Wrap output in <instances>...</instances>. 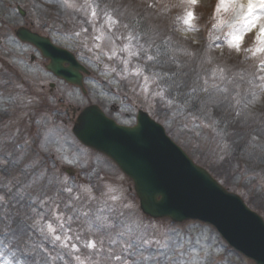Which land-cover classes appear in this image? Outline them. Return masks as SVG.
Wrapping results in <instances>:
<instances>
[{"label": "rangeland", "instance_id": "rangeland-1", "mask_svg": "<svg viewBox=\"0 0 264 264\" xmlns=\"http://www.w3.org/2000/svg\"><path fill=\"white\" fill-rule=\"evenodd\" d=\"M96 2L68 0L76 7H67L64 0H0V160L8 161L6 168L0 169V184L7 180L12 186L14 182L18 187L17 193L28 199V209L24 208L23 214L28 216L26 224L34 233L35 242L32 241L29 249L31 260L39 261L36 249L40 248L45 254L43 264H118L114 257L109 256L110 249L119 254L118 246H110L108 233L97 230L95 225L97 212L108 214L107 205L114 210L119 209L125 216L139 218L144 224L156 225L157 238H162V234L169 229L180 232L182 241H191L183 249L185 255L182 259L186 264H256L228 246L211 224L193 219L174 222L169 218L154 219L144 215L132 180L110 158L85 147L74 136L73 122L70 121L72 113L65 114L68 106L83 108L98 104L112 117L125 123L134 122L139 109L154 118V115L162 117L164 121L161 123L169 135L196 162L206 164L204 167L219 183L239 194L264 217V176L248 171L241 162L230 166V160L229 163L226 161L230 156L226 151L230 150L227 136L231 135L233 122L240 117L234 116L230 120L229 115L225 116L228 127L225 126L224 130V127L220 129L213 125L220 111L211 108L209 116L200 110L201 106L200 111L194 112L186 104H182L184 110H180L177 104L169 105L165 100L169 92L165 86L170 85L164 84L163 75L166 73L157 69L158 62L154 64L147 59L152 56L146 52L151 42L142 40L134 27H130L140 24L139 15L132 16L122 11L124 15L118 20L114 14H121L119 9H114L112 14L102 13L95 8ZM252 2L259 4L264 0ZM247 5L245 0H198L196 4H191L189 0H150L144 9L149 13L144 20L150 27L149 33H154L152 37L159 35L163 26L170 35L172 26L171 36L183 39L185 47L182 50L187 55L189 48H201L202 62L210 73L216 71L217 79L224 82L222 88L227 87L235 93L253 88L255 93L244 103L253 108L256 103L264 104V90L261 88L264 81L260 79L264 76V66L260 62L264 53L253 55L259 46L257 36L260 35L261 24H264V9L256 7L249 16ZM18 7L23 10V16ZM93 10L96 11L95 17ZM188 12L193 13L191 25L183 22ZM256 16L260 19L249 30L247 21ZM24 24L74 53L86 66L90 71L85 74L83 82L86 93L80 87L50 74L43 64L47 63L45 58L31 60V53L36 52L14 33ZM101 34L102 39L97 40L96 37ZM233 34L243 37L240 50L228 43ZM110 40L114 42L116 56L111 55L113 43ZM97 44L100 48L96 47ZM125 45H128V50L120 51ZM143 50L145 52L142 53ZM130 51L140 55L129 56ZM124 60L128 61L127 72L124 71ZM138 66L144 69L140 75L134 71ZM220 70H223L222 74ZM153 73L159 74L156 83H152ZM144 76L149 77L147 82ZM52 81L57 83L54 95L49 94V83ZM146 83L147 90L144 87ZM157 84L165 90L164 98L154 94L160 90ZM59 97L63 101H58ZM252 100L255 102L249 103ZM53 106L63 112L57 119ZM209 107L219 108V105L209 104ZM250 111L253 113V110ZM199 114L205 119L198 118ZM243 118L248 125L253 119L249 114ZM155 119L160 122L159 118ZM252 137L262 141L264 130L252 131ZM33 161L38 162L37 171H45L47 176L54 175L61 180L67 176V183L48 186L47 196L39 188L22 191L31 180V175L35 174L30 173L25 178ZM65 187L73 188V192L63 191ZM57 189H61L58 196ZM0 196L4 197L3 191H0ZM77 196L79 200H76ZM111 196L118 199L113 201ZM69 198L76 208L88 215L64 211V216L71 217V220L66 219L61 231L55 213L49 214L47 209L57 202L61 205L60 210H56L59 212ZM41 199L44 204H41ZM32 208L43 213L44 218L35 216ZM78 215L79 219L76 218ZM36 220L40 223L33 227ZM89 220L93 221L91 229ZM48 223L52 224L54 232L48 231ZM42 226L44 231L40 230ZM56 236L61 239L55 240ZM66 236L68 239H65ZM0 238L4 239L1 235ZM93 243L95 247L90 246ZM7 245L0 240V264H19V258L11 253Z\"/></svg>", "mask_w": 264, "mask_h": 264}, {"label": "water", "instance_id": "water-1", "mask_svg": "<svg viewBox=\"0 0 264 264\" xmlns=\"http://www.w3.org/2000/svg\"><path fill=\"white\" fill-rule=\"evenodd\" d=\"M16 35L50 59L47 68L54 74L82 85L80 70L89 71L73 53L25 27L17 29ZM73 133L85 146L111 158L132 180L143 214L174 222L209 223L233 249L264 264V218L195 163L149 113L140 110L136 124L125 126L98 105H90L79 114Z\"/></svg>", "mask_w": 264, "mask_h": 264}, {"label": "trees", "instance_id": "trees-1", "mask_svg": "<svg viewBox=\"0 0 264 264\" xmlns=\"http://www.w3.org/2000/svg\"><path fill=\"white\" fill-rule=\"evenodd\" d=\"M150 0H97L95 8L102 13L112 14L115 10L119 9L121 14L115 13V18L119 20L122 13H129L132 16H138L140 18V24L130 27H134V30L137 31L136 34L142 37V40L151 42V47L148 52L153 56L152 62L159 63L157 69L164 71L166 75H163L164 84H173V82L178 83L179 92L181 95H177L176 89H169L168 86V96L165 98L166 101L175 98L174 104H177L180 110H184L182 104H186L189 110L196 112L200 111V99L205 98L208 100L209 94H211L212 99L220 101L219 108L210 107L213 110L220 111L219 115L215 117L213 125L216 128L222 129L223 127L226 130L228 124L224 118L228 117L230 120L236 116L237 112H241L240 118L233 122L231 129V135L227 143L229 144V152L226 160L228 163L230 160V166L235 163L241 162L242 165H245L248 171L255 172L264 176V139L262 141H257L256 138L252 137V131L264 130V104L256 103L253 108L245 107V101L247 98H251L253 88H250V91H239L241 93V104L236 105L235 100V91L228 88L227 92H224L221 86L224 83H221L216 76H213L210 73L209 68L205 67L206 65L202 62L201 59V48H189L188 55L183 52L182 40L180 37L171 36L172 26L170 35L165 31L164 26L161 27V33L155 37L154 33L150 32V27L147 25V22L144 20L145 16L149 13L144 9L147 8V4ZM135 2V3H134ZM116 3V4H115ZM147 6V7H146ZM125 7V8H123ZM121 8V9H120ZM115 9V10H114ZM149 16V15H148ZM135 22V21H134ZM164 31V32H163ZM145 50L142 51V53ZM182 73L179 75V73ZM185 72V73H184ZM187 74V76H186ZM217 75V74H216ZM231 78V75H227ZM204 80L208 81V85H204ZM213 84H216V87H211ZM202 86L209 87V93H204L200 90ZM196 87V91L193 92L192 88ZM220 88V89H219ZM227 97V99H224ZM199 98V99H198ZM180 101H182L180 103ZM186 107V108H187ZM250 110H253L251 113ZM250 115L253 118L249 125L245 121L244 115ZM155 118H159L160 122L164 121L162 117L154 115ZM243 116V117H242ZM237 117V116H236ZM198 118L205 119L201 114L198 115ZM234 119V118H233ZM263 120V121H262ZM238 121V122H237ZM241 132L239 136L238 133ZM176 140V139H175ZM177 141V140H176ZM190 154V153H189ZM230 158V159H229ZM196 161V160H195ZM198 163V162H197ZM201 164V163H199ZM206 166V164H201ZM3 182L0 184V191H3L5 197V203H0V235L4 237L3 242L8 244L11 253L18 257L19 264H43L42 261L45 258V254L40 248H37V255L39 258L38 262L31 260V254L29 249L31 248L32 241L35 242L33 238V231L31 228H28L27 215L24 213V208L28 209L27 198L23 197L22 200L20 193L18 195V187L16 184H11ZM1 185H4L1 186ZM12 187V188H11ZM20 187V186H19ZM25 199V202H24ZM27 204V205H26ZM19 213V214H17ZM7 216L8 219L4 220L3 217ZM9 237L8 239L6 237ZM42 248V247H41Z\"/></svg>", "mask_w": 264, "mask_h": 264}, {"label": "snow or ice", "instance_id": "snow-or-ice-1", "mask_svg": "<svg viewBox=\"0 0 264 264\" xmlns=\"http://www.w3.org/2000/svg\"><path fill=\"white\" fill-rule=\"evenodd\" d=\"M191 4H196L198 0H189ZM64 3L67 7H76L75 4L68 3V0H64ZM243 7V5H241ZM256 7L264 9V3H254L252 0L247 5V15L252 16L254 10ZM92 15L96 16V11L93 10ZM193 18V13L188 12L187 16L183 19L184 24L191 25V20ZM109 19H111L109 17ZM178 19H180L178 17ZM260 19V17L256 16L253 17V19L247 21L249 30L256 24V22ZM126 27V26H125ZM83 31H87V29H83ZM99 31V30H98ZM75 35L79 36L80 33H75ZM103 34L101 36H97L96 39L100 40L102 39ZM242 35L233 34L231 39L228 41L229 45L236 48L237 50H240L241 43H242ZM257 40L259 41V46L255 49L253 52V55L256 53H264V24H261L260 26V35L257 36ZM111 43H113V48L111 50V55L116 56L117 50L115 48L114 42L110 40ZM97 48H100V45H96ZM128 45H125L124 49H121L120 51H127ZM139 52H129V56H139ZM99 58V57H97ZM148 60H152V56L147 57ZM261 65L264 66V57H261ZM125 68L124 71L127 72V64L128 61H123ZM115 71V69H112ZM137 75H140L144 69L142 67H137L134 69ZM221 74L223 70H220ZM217 73L214 70L212 72V75L215 76ZM159 78L158 73L152 74V83H156V81ZM221 78H223L221 76ZM260 79L264 81V76H261ZM144 80L147 82L149 80L148 76H144ZM204 85H208V81L204 80ZM179 84L176 82H173V84L168 85L169 89L175 88L177 95H181L179 92ZM145 90H147V83L145 84ZM157 87L160 88V85L157 84ZM211 87L215 88L216 85L213 84ZM237 88H239V85H236ZM262 90H264V84L261 85ZM200 90L204 93H209V87L202 86ZM192 91H196V87L192 88ZM224 92L228 91V88L225 87L223 89ZM156 96H159L161 98H164L165 90L163 88H160L159 91H156L154 93ZM236 105L241 104V93L237 91L235 93ZM199 99V98H198ZM224 99H227V97H224ZM175 98L168 100L167 103L169 105L174 103ZM255 100L249 101V103H254ZM220 101L214 100L211 97V94H209L208 100L200 99V110L204 112L206 115H211V108L209 107V104L212 105H219ZM245 107H247V104H245ZM241 115V112H237L236 116L239 117ZM211 126V125H210ZM224 147L227 148L228 145L225 143ZM71 163V161H69ZM8 164V161L6 160H0V169L6 168ZM37 164L38 162L33 161V163L29 166V173L25 174V178L27 179V176L30 173H35L34 175H31V180L25 184L22 188V191H28L31 189L39 188L45 196H47L46 188L48 186H53L54 184H60L61 186L65 185L68 181V177L64 176L61 180L59 177L53 176H47L45 171H37ZM45 181L47 184L45 185ZM61 189H57V196L59 195V191ZM63 191H66L67 193H72L73 188L71 187H65L62 189ZM90 191V190H89ZM109 191H112L109 189ZM19 195V193H18ZM23 199V196L20 197ZM49 200H51V197H47ZM111 200L115 201L118 199L117 196H111ZM76 200H79V197H76ZM41 204H44L45 201L41 199ZM0 203H5L4 197L0 196ZM108 208V214L104 215L102 212H97L95 216V225L97 230H102L108 233L109 238V244L110 246H118L119 248V254H117L115 251H112L110 249L109 256L114 257L115 261L118 262V264H186L185 260L182 259L184 257L185 253L183 251L185 244H190L191 241L188 239L181 240L180 232H178L175 229H169L167 233L162 234V238H157L156 236V225H148L144 224L139 218L128 215L125 216L123 212L119 211V209H113V207L107 206ZM61 205L60 203L53 202L52 206L47 209L49 214L55 213V218L58 221V227L61 228V231H63V225L67 220H71V217H65L64 211H72L75 215L77 212H80L81 215L87 216L88 213L81 212L80 209L76 208L72 199L69 198L67 202H64L63 204V210L57 212L56 210H60ZM31 211L35 214V216H40L42 219L44 218V214L37 212L35 208H32ZM19 214V213H17ZM77 219L80 218L78 215L76 217ZM4 220H7L8 217L5 215L3 217ZM2 223V221H0ZM40 221L36 220L33 227H35L37 224H39ZM89 229L93 226V221L89 220ZM49 232H54L55 229H53L52 224L48 223L46 225ZM41 231H44V227L42 226ZM60 236H56L55 240H60ZM65 239H68L66 236ZM55 242V241H54ZM199 241H197L198 243ZM91 247H95V243L90 245Z\"/></svg>", "mask_w": 264, "mask_h": 264}, {"label": "flooded vegetation", "instance_id": "flooded-vegetation-1", "mask_svg": "<svg viewBox=\"0 0 264 264\" xmlns=\"http://www.w3.org/2000/svg\"><path fill=\"white\" fill-rule=\"evenodd\" d=\"M19 27H27V28H29L30 30H32V31H34V32H37L36 30H34V28L33 27H31V26H28L27 24H24V25H21V26H19ZM37 33H39V34H42V33H40V32H37ZM44 35V34H43ZM21 41V40H20ZM1 42V41H0ZM21 42H23V41H21ZM23 43H25V44H28V45H30L31 47H32V49L36 52L35 54L34 53H31V60L32 61H35V60H37V59H39V57L40 58H45L43 55H42V53L40 52V50H38V48L37 47H35L34 45H32V44H30V43H26V42H23ZM46 60H47V63H43L44 64V66H45V68L47 69V65H48V63H49V60L47 59V58H45ZM48 70V69H47ZM50 74H52V75H54L56 78H58V79H60V80H63L62 78H60V77H58V76H56L55 74H53L52 72H50V71H48ZM84 78H85V76L83 77V82H84ZM57 83H55V82H50L49 83V94L50 95H54V92L56 91V89H57V85H56ZM74 85V84H73ZM77 86V85H76ZM79 87V86H78ZM81 88V87H80ZM84 89H85V92H83V90H82V92L83 93H86L87 92V88L86 87H84ZM58 101H63V99H62V97H59L58 98ZM90 105V104H89ZM101 107V106H100ZM84 108V107H83ZM102 108V107H101ZM53 110H54V113H55V118L57 119L60 115H62L63 114V112H61V110H59V108H57V107H55V106H53V108H52ZM81 109L82 108H80V107H71V106H68L66 109H65V114L68 116V115H70L71 113H72V117H70V121L71 122H73V124L75 123V121H76V119H77V116H78V114H79V112L81 111ZM106 112V111H105ZM106 114H108L107 112H106ZM109 116H111L110 114H108ZM112 117V116H111ZM114 118V117H113ZM116 119V118H115ZM117 120V119H116ZM65 122H66V120H65ZM117 122H119V123H121V124H128V125H133V124H135L134 122H132V123H125V122H122L121 120H117Z\"/></svg>", "mask_w": 264, "mask_h": 264}, {"label": "bare ground", "instance_id": "bare-ground-1", "mask_svg": "<svg viewBox=\"0 0 264 264\" xmlns=\"http://www.w3.org/2000/svg\"><path fill=\"white\" fill-rule=\"evenodd\" d=\"M245 2H248V3H249V2H250V0H245Z\"/></svg>", "mask_w": 264, "mask_h": 264}]
</instances>
